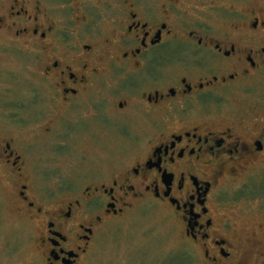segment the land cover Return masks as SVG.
<instances>
[{"label":"flooded vegetation","instance_id":"af4514ba","mask_svg":"<svg viewBox=\"0 0 264 264\" xmlns=\"http://www.w3.org/2000/svg\"><path fill=\"white\" fill-rule=\"evenodd\" d=\"M14 57L46 93L54 150H128L80 186L37 182L30 142L0 128L38 262L86 264L107 222L155 204L185 264H264V0H0V104L28 123L37 99L3 64Z\"/></svg>","mask_w":264,"mask_h":264},{"label":"rangeland","instance_id":"374dc122","mask_svg":"<svg viewBox=\"0 0 264 264\" xmlns=\"http://www.w3.org/2000/svg\"><path fill=\"white\" fill-rule=\"evenodd\" d=\"M9 61L13 63L9 64ZM3 64L18 68L19 91L24 87L35 90L37 100L30 121L26 123L16 117L14 121L18 123L13 122L9 119L11 117L6 111L7 107L0 104V128L4 134L10 129L21 140L30 142L29 154L32 166L37 172V182L47 179L53 182L57 179L80 186L91 174L107 173L112 169H108L109 165L128 157V150L116 148L118 143L110 152V149H101L89 153L83 144L68 154L54 150L55 143L43 133L48 105L46 106V93L39 87L38 79L32 80V74L22 66L19 58L14 57L12 61L6 59ZM255 94V100L264 104V89L252 92V96ZM229 104L236 107L233 102ZM142 131L143 124L137 119L133 120L132 143L135 136H141ZM7 173L6 168L0 165V264H42L37 261L39 252L36 221L19 210L15 187ZM238 189L237 184H232L228 185L225 192L228 215H233L230 211L237 213L235 202ZM187 249V243L167 210H162L155 204H142L126 217L116 218L105 224L86 264H185L187 259L183 252Z\"/></svg>","mask_w":264,"mask_h":264}]
</instances>
